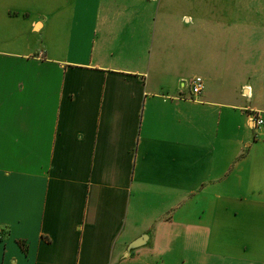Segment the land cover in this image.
<instances>
[{"label": "crops", "instance_id": "1", "mask_svg": "<svg viewBox=\"0 0 264 264\" xmlns=\"http://www.w3.org/2000/svg\"><path fill=\"white\" fill-rule=\"evenodd\" d=\"M201 4L0 0V264H264V11Z\"/></svg>", "mask_w": 264, "mask_h": 264}, {"label": "rangeland", "instance_id": "2", "mask_svg": "<svg viewBox=\"0 0 264 264\" xmlns=\"http://www.w3.org/2000/svg\"><path fill=\"white\" fill-rule=\"evenodd\" d=\"M243 2L245 5L248 3L250 12L264 11V0H241V6H243ZM216 5V0H202V4L195 10V13H198L199 16L195 27L202 34H205L207 30L216 24ZM189 8H191L190 5L186 7V10H189ZM205 38V36L202 37V39Z\"/></svg>", "mask_w": 264, "mask_h": 264}, {"label": "built area", "instance_id": "3", "mask_svg": "<svg viewBox=\"0 0 264 264\" xmlns=\"http://www.w3.org/2000/svg\"><path fill=\"white\" fill-rule=\"evenodd\" d=\"M191 89H192V93L194 95L200 94L202 92V90L204 89L202 78H200V77L194 78L191 82ZM253 122L257 126H261L264 124V120L260 117H253Z\"/></svg>", "mask_w": 264, "mask_h": 264}, {"label": "water", "instance_id": "4", "mask_svg": "<svg viewBox=\"0 0 264 264\" xmlns=\"http://www.w3.org/2000/svg\"><path fill=\"white\" fill-rule=\"evenodd\" d=\"M140 246V244L139 243H135L134 245H132V247L131 248H137V247H139Z\"/></svg>", "mask_w": 264, "mask_h": 264}]
</instances>
